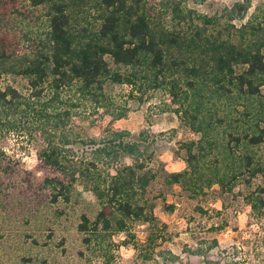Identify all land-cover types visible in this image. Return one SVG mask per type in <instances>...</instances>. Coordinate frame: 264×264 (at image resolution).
Returning <instances> with one entry per match:
<instances>
[{
  "label": "trees",
  "instance_id": "1",
  "mask_svg": "<svg viewBox=\"0 0 264 264\" xmlns=\"http://www.w3.org/2000/svg\"><path fill=\"white\" fill-rule=\"evenodd\" d=\"M206 1L0 0V77L19 75L29 84L27 93L0 86V125L12 130L26 120L40 134V159L63 176L45 179L54 200L68 202L77 183L92 192L99 209L93 218L81 214L77 229L106 264L117 246L114 235L128 233L136 221H155L146 193L160 173L167 185L192 195L214 184L231 191L241 175L248 182L264 175L252 151L264 143V0L254 6V0H235L212 14L191 5ZM37 10L44 30L25 34L28 44L19 50L9 32L14 14L28 17ZM111 84L130 86L128 98L140 103L161 93L163 111L201 134L181 143L187 167L161 172L150 165L148 140L154 136L141 132L139 140L115 126L130 108L127 99L119 103L108 92ZM219 110L238 116L226 122L220 159L206 162L202 158L219 146L215 121L225 119ZM81 115L98 128L99 139L74 130ZM263 191L246 197L258 212ZM215 247L216 239L197 246L193 253L201 261L187 264H239L236 248L224 250L222 261L213 257ZM143 255L152 258L149 250ZM175 257L167 251L161 264L175 263Z\"/></svg>",
  "mask_w": 264,
  "mask_h": 264
},
{
  "label": "rangeland",
  "instance_id": "2",
  "mask_svg": "<svg viewBox=\"0 0 264 264\" xmlns=\"http://www.w3.org/2000/svg\"><path fill=\"white\" fill-rule=\"evenodd\" d=\"M234 1L207 0L204 4L191 5L199 12L212 14ZM259 1L254 0L253 6ZM14 16L15 23L9 28L11 40L17 42L19 50H24L28 44L25 34L39 35L44 30V22L39 10L29 13L28 17ZM6 84L29 92L28 81L22 76L1 75L0 86ZM107 90L119 103L127 99L130 108L127 117L117 120L115 126L130 130L133 138L139 140L141 132L154 136L149 138L147 148L153 152L151 166L161 172L187 167L181 143L197 141L201 134L193 132L177 115L163 111L161 93L150 94L140 103L128 98L130 86L111 84ZM222 111L219 110L218 116L225 118L224 121H215L220 124L219 146L202 158L206 162L214 161L215 157L220 159L222 145L227 143L222 137L223 130L228 118L235 114L226 117ZM82 116L74 119V130L83 137L99 139L98 128ZM31 125L26 120L12 130L0 125V264H106L100 250L86 246L77 229L81 214L93 218L97 213L96 198L88 187L77 183L68 202L53 199L45 179L63 176L40 159V150L45 144ZM195 148L196 151L198 147ZM76 150L81 156L83 151ZM243 150L239 148V157ZM252 151L255 160L264 164V143ZM244 176L239 177L231 191H223L214 184L192 195L179 185H167L160 173L146 193L154 203L155 221H136L128 233L114 235L117 246H112L110 264H161L162 254L167 251L176 256L175 263H196L201 258L193 250L200 245L207 246L213 239L217 240V247L211 251L215 259L223 261L224 250L234 247L239 264H264V207L258 212L246 200L260 187L264 189V175L258 174L249 182ZM168 204H173L174 209L169 210ZM148 250L152 258L145 260L143 254Z\"/></svg>",
  "mask_w": 264,
  "mask_h": 264
}]
</instances>
